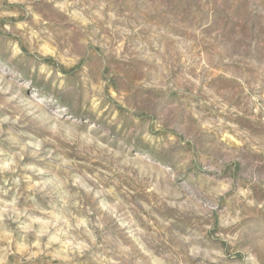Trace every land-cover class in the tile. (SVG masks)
<instances>
[{"label": "clouds", "instance_id": "clouds-1", "mask_svg": "<svg viewBox=\"0 0 264 264\" xmlns=\"http://www.w3.org/2000/svg\"><path fill=\"white\" fill-rule=\"evenodd\" d=\"M213 19L0 0V264H264V0Z\"/></svg>", "mask_w": 264, "mask_h": 264}, {"label": "rangeland", "instance_id": "rangeland-1", "mask_svg": "<svg viewBox=\"0 0 264 264\" xmlns=\"http://www.w3.org/2000/svg\"><path fill=\"white\" fill-rule=\"evenodd\" d=\"M212 4L213 9V23L214 25H220L224 23L226 12L228 10V0H209ZM179 6L174 9V11H178ZM14 19V18H13ZM225 39H227V33H225ZM223 43V41H221ZM232 216L225 215L222 217V222H228L232 219ZM252 223L258 227L264 226V212H253L250 216Z\"/></svg>", "mask_w": 264, "mask_h": 264}]
</instances>
